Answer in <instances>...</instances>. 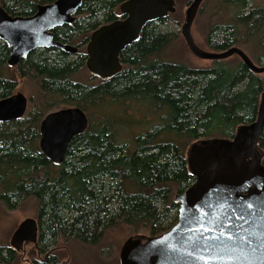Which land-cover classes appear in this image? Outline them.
I'll use <instances>...</instances> for the list:
<instances>
[{"label": "trees", "instance_id": "1", "mask_svg": "<svg viewBox=\"0 0 264 264\" xmlns=\"http://www.w3.org/2000/svg\"><path fill=\"white\" fill-rule=\"evenodd\" d=\"M55 0H4L13 16L33 15L38 4ZM127 0H85L78 20L55 31L57 40L82 41L88 33L124 18ZM207 42L215 51L243 49L264 65V6L254 0H206ZM149 24L140 40L121 54L123 71L90 85L76 79L85 51L75 60L56 50L31 53L16 69L38 84L24 119L0 123V203L15 209L28 199L37 205L39 252L50 253L60 239L95 244L111 228L124 225L150 236L177 221L175 194L193 183L186 151L198 141L233 138L238 127L258 116L264 78L237 56L209 69L167 63L162 54L175 36ZM86 43V41H85ZM9 48L0 41V99L14 94L8 75ZM79 107L89 126L73 139L64 162L52 163L40 150L39 126L50 112ZM264 155V131L259 140ZM264 163V161H263ZM17 253L0 245V264H15Z\"/></svg>", "mask_w": 264, "mask_h": 264}, {"label": "water", "instance_id": "2", "mask_svg": "<svg viewBox=\"0 0 264 264\" xmlns=\"http://www.w3.org/2000/svg\"><path fill=\"white\" fill-rule=\"evenodd\" d=\"M204 1H191L182 27V36L192 54L208 61L237 56L253 73L264 74V65L256 64L239 47L222 52H207L198 47L192 26ZM83 3L84 0H56L39 5L32 17L11 16L0 4V41L10 50L7 64L17 66L37 50L58 49L76 56L78 49L55 40L54 31L74 24ZM119 11L124 18L96 29L86 47V69L104 80L123 71L121 54L140 40L149 24L176 13L177 3L127 0ZM27 110L28 98L21 92L2 98L0 123L21 120ZM88 126L89 118L79 107L49 113L40 124L41 152L51 162L62 164L73 139L85 133ZM263 131L264 91L257 119L238 127L233 138H213L190 145L187 162L195 181L175 195L179 205L176 223L160 235L128 239L121 249L120 264H202L193 257V242L215 245L211 252L199 253L205 259L214 257L212 264H264V155L259 147ZM240 215L244 220L236 219ZM201 225L213 231H204L201 238ZM233 225L239 227L234 229ZM223 228L232 231L234 238L222 236ZM38 236V220L27 218L14 232L13 244L37 243Z\"/></svg>", "mask_w": 264, "mask_h": 264}, {"label": "rangeland", "instance_id": "3", "mask_svg": "<svg viewBox=\"0 0 264 264\" xmlns=\"http://www.w3.org/2000/svg\"><path fill=\"white\" fill-rule=\"evenodd\" d=\"M175 1L177 3L176 13H174L171 20L167 21L165 24H159L161 31L168 32L175 36L174 41H172L162 54V60L167 63L183 64L192 69H209L213 67L215 61L201 60L194 56L182 36V27L185 23L186 11L193 0ZM254 1L264 6V0ZM207 11L208 5L200 8L192 26V35L200 49L207 52H219L213 50L207 42L209 20V13ZM230 60L233 61L234 58L232 57ZM7 74L17 80L18 85L14 93L21 92L26 95L30 101L36 98L34 96H37L38 84L21 78L14 68L13 70H8ZM260 76L264 78V74ZM76 79L90 85H94L98 81V79L95 78L91 79V74L86 67L81 69ZM32 107L33 104L30 103L29 110H31ZM189 148L190 146L186 151V156L188 155ZM37 212V205L34 199L24 201L15 209L7 208L3 203H0V245H9L19 225L27 218L37 219ZM142 234L143 235H139L135 233V231L128 226L120 225L107 230L100 241L95 244L79 241L77 239H71L70 241L60 239L49 251L50 253L57 254L60 264H120V253L125 242L133 237L150 236L147 233ZM43 258L44 255L39 254V250H37L36 247L29 245L26 253L19 252L17 254L15 264H32V260H43Z\"/></svg>", "mask_w": 264, "mask_h": 264}, {"label": "flooded vegetation", "instance_id": "4", "mask_svg": "<svg viewBox=\"0 0 264 264\" xmlns=\"http://www.w3.org/2000/svg\"><path fill=\"white\" fill-rule=\"evenodd\" d=\"M56 1V0H55ZM54 1V2H55ZM85 1V0H84ZM54 2H52V3H54ZM2 3V4H1ZM52 3H48V4H52ZM0 4L2 5V7L6 10V12L9 14V15H11L8 11H7V9H6V7H7V4H6V2L4 3V0H0ZM39 5H45V4H38V6ZM38 6H37V8H38ZM83 6V5H82ZM82 8V7H81ZM37 11V10H36ZM80 11V10H79ZM36 13V12H35ZM34 13V14H35ZM33 14V15H34ZM33 15H30V16H24V17H32ZM11 16H13V15H11ZM14 17H16V16H14ZM78 18H79V13H78ZM122 19V18H121ZM78 20V19H77ZM57 30V29H56ZM55 30V31H56ZM55 31H54V35H55ZM94 31H91L90 33H88L87 35H86V37L82 40V41H77V42H74V41H70V42H63V41H60V40H57L56 39V37H55V40H57V41H59V42H62V43H64V44H68V45H71V46H74V47H76L77 49H78V54L76 55V56H72V55H68V58L69 59H73V60H75L76 58H77V56L78 55H80L83 51H85V54H86V47H87V43H88V41H89V38H90V36H91V34L93 33ZM85 41H86V43H85ZM83 47H84V49H83ZM57 50V49H56ZM37 51H42V50H37ZM37 51H34V52H37ZM60 51V50H59ZM62 52V51H61ZM64 53V52H63ZM87 56V55H86ZM86 61H87V59H86ZM86 61H85V67H86ZM20 64V63H19ZM19 64L17 65V66H14V67H12V68H14V69H17L18 68V66H19ZM91 74V73H90ZM98 79V81L96 82V83H98L99 81H100V79L101 78H98V77H96V76H94V75H92L91 74V79ZM101 80H104V79H101ZM106 81V80H105ZM95 83V84H96ZM17 93V92H16ZM15 94V93H14ZM13 95V94H12ZM26 96V95H25ZM27 97V96H26ZM28 98V97H27ZM29 106H30V99L28 98V110H27V113H26V115L28 114V112L30 111L29 110ZM64 108H72V107H62V108H59L58 110H61V109H64ZM58 110H55V111H58ZM52 112H54V111H52ZM51 113V112H50ZM86 113V112H85ZM49 114V113H48ZM47 114V115H48ZM26 115H25V117H26ZM88 116V115H87ZM24 117V118H25ZM46 117V116H45ZM44 117V118H45ZM23 118V119H24ZM43 118V119H44ZM42 119V120H43ZM42 122V121H41ZM41 122H40V124H41ZM39 132H40V126H39ZM40 138H41V136H40ZM40 141V139L38 138V142ZM39 148H40V146H39ZM41 150V149H40ZM53 163V162H52ZM55 164V163H54ZM56 165H58V166H60L61 164H56ZM38 220V219H37ZM38 225H39V223H38ZM40 231H41V228H40V226H39V236H38V241H37V243H30V242H28V243H24L23 245H14L13 244V236H12V239H11V241H10V243H9V245H6L5 247H7L8 249H11V250H13V251H15L17 254L19 253V252H24V253H26L27 252V247L29 246V245H32V246H34V247H36L37 248V250H39V245H38V243H39V239H40ZM50 252V251H49ZM52 253V252H51ZM39 254H40V252H39ZM53 256L57 259V264H60L59 263V260H58V256H57V254H53ZM39 260V259H38ZM44 260V259H43ZM34 260H32V262H33ZM45 261V260H44Z\"/></svg>", "mask_w": 264, "mask_h": 264}, {"label": "snow or ice", "instance_id": "5", "mask_svg": "<svg viewBox=\"0 0 264 264\" xmlns=\"http://www.w3.org/2000/svg\"><path fill=\"white\" fill-rule=\"evenodd\" d=\"M238 209L240 208V205H237L236 206ZM249 208L252 207L251 204L248 205ZM244 216L243 215H240V216H237L236 219L238 220H244ZM229 220H231V217H229ZM239 226H236V225H233V228H238ZM200 231H201V238H204L203 237V232L204 231H208V232H211L213 231V229H205L203 225H201V228H200ZM221 235L224 236L226 239H233L234 238V235H233V232L232 231H229L227 228H223L221 230ZM241 239H246V237H240ZM210 239H213V240H218L219 237H211ZM248 243H251V241L249 240ZM215 247V245H210V244H203V245H200L198 244L197 242H193V249H192V254H193V257L195 259H200L202 261V264H212V261L214 259V257H211L209 256L208 258H203L199 255V253H207V252H211L212 249ZM215 259H219V257H215Z\"/></svg>", "mask_w": 264, "mask_h": 264}, {"label": "bare ground", "instance_id": "6", "mask_svg": "<svg viewBox=\"0 0 264 264\" xmlns=\"http://www.w3.org/2000/svg\"><path fill=\"white\" fill-rule=\"evenodd\" d=\"M58 50V49H57ZM40 139V138H39Z\"/></svg>", "mask_w": 264, "mask_h": 264}]
</instances>
